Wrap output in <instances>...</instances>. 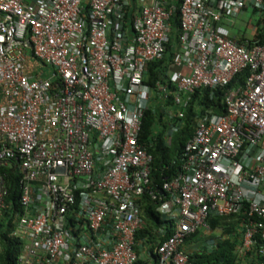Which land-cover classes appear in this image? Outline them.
<instances>
[{
  "label": "built area",
  "instance_id": "1",
  "mask_svg": "<svg viewBox=\"0 0 264 264\" xmlns=\"http://www.w3.org/2000/svg\"><path fill=\"white\" fill-rule=\"evenodd\" d=\"M128 1L0 0V224L21 242L17 264H136L144 196L171 231L157 264H192L186 240L230 216L242 223L238 256L264 264V0H139L126 20ZM247 8L260 17L251 39L218 28ZM176 10L172 131L196 90L246 76L222 114L197 117L178 174L154 191L141 121L167 88L144 76Z\"/></svg>",
  "mask_w": 264,
  "mask_h": 264
},
{
  "label": "trees",
  "instance_id": "2",
  "mask_svg": "<svg viewBox=\"0 0 264 264\" xmlns=\"http://www.w3.org/2000/svg\"><path fill=\"white\" fill-rule=\"evenodd\" d=\"M180 3L181 0H170V5L175 6L176 9ZM129 7L125 11L126 20L129 19L132 13V8L131 6ZM169 22L171 25V33L165 54L161 60L148 63L144 76V83L153 89L157 83L167 88L166 96L161 97L155 94L149 100L148 107L141 121V141L153 159L151 177L154 191L159 190L164 181H169L178 174L182 150L186 141L194 132L197 117L208 110L222 114L224 112L223 98L225 92L230 88L242 85L245 82L246 76L245 72L240 73L224 89L201 88L196 90L191 95L188 104L178 108L179 110L182 108L183 118L173 121V126L177 128V131H172V123L169 116L176 115L177 113L172 102L177 90L169 76L172 72V61L176 45L175 40L179 34L177 10L171 15ZM11 189L12 192L7 202L15 207L17 205V188L15 183L12 184ZM158 205L157 202L151 200L148 196L142 198V219L145 223V228L135 236L137 241L135 251L139 254V249L143 250V253L150 263L145 262L147 259H138L136 264H157L155 248L171 232L169 222L161 220L162 216L156 210ZM226 218H237L238 222L241 223L240 217L237 216L212 217L208 221L211 229L221 226L223 220ZM10 225L11 223L9 221L0 224V264H17V258L21 252V242L11 239L8 236ZM161 228H163L164 234L158 232ZM198 233L191 235L185 244L194 239ZM237 242V236L234 235L233 238L217 241L214 248L208 251L192 252L190 256L192 264H239L238 260L241 261L243 257H239L237 254Z\"/></svg>",
  "mask_w": 264,
  "mask_h": 264
},
{
  "label": "crops",
  "instance_id": "3",
  "mask_svg": "<svg viewBox=\"0 0 264 264\" xmlns=\"http://www.w3.org/2000/svg\"><path fill=\"white\" fill-rule=\"evenodd\" d=\"M146 1L149 2L150 0H146ZM128 2L132 3V4L130 3V6L132 8V12H137V10L139 9L137 7V4H136L137 0H129ZM129 9H130V7H129ZM259 19H260V17H259ZM259 19H258V21H259ZM227 20L228 19L222 20V22L218 25V28H221L222 32H224L225 35L230 37V29H229V27L226 28V25L224 24V22ZM255 27H256V25H254V27H253V35L251 37L248 38L247 36L242 35L241 37H238V38L251 39L254 36V33H255L254 28ZM235 37H237V36H235ZM235 37H233V38H235ZM261 192L264 193L263 188L261 189ZM222 223L223 224L221 226L212 229L214 236L218 237L219 240L233 238L234 235L237 236V241H238L237 246H236V250H237L238 246L240 245V241H241L242 223H239L237 218H226L223 220ZM225 228H227V229H225ZM215 232H216V234H215ZM218 233L220 235H217ZM239 234H240V236H239ZM206 237H208L207 234H204V233L201 234V232H200L199 235L195 236L194 239L188 241L185 244V249L191 253L192 252H203V251H208V250L212 249L213 244L217 243V241L214 239H207ZM215 245L216 244H214V246ZM206 248H208V249L205 250ZM137 255H138V259H142V260L147 259V257L143 253V250L141 252H139V254H137ZM256 259L257 258L255 257V255L253 253H250V254L246 255L245 257H243L241 261L238 260V262H239V264H256ZM145 262L150 263L148 261V259Z\"/></svg>",
  "mask_w": 264,
  "mask_h": 264
},
{
  "label": "rangeland",
  "instance_id": "4",
  "mask_svg": "<svg viewBox=\"0 0 264 264\" xmlns=\"http://www.w3.org/2000/svg\"><path fill=\"white\" fill-rule=\"evenodd\" d=\"M136 4H139V0H137ZM258 19H259V14L252 12L251 8H249V9L247 8L245 11H243L242 14H240L236 18V20H227L224 22V24L226 25V28L229 27V29H230V37L237 36L235 38H238V37H241L242 35H245L249 38L253 35V27H254V25H257ZM39 69L42 71V74H40L39 77H49L52 74V69L49 67L40 66ZM38 72L40 73V71H38ZM171 113H173V112H171ZM161 220L168 221V220H166V217H162ZM164 224H166V222H164ZM199 234L200 233H198V235ZM204 234H207V236H208V237H206L207 239H214L216 241H219V238L214 236L212 229L209 232L204 233ZM215 234H216V232H215ZM217 235H220V234L218 233ZM239 236H240V234H239ZM214 244H216V243H214ZM214 244H213V246H214ZM213 246H212V248H214ZM207 249L208 248H206L205 250H207ZM140 250L141 249H139V252L142 251V250L141 251Z\"/></svg>",
  "mask_w": 264,
  "mask_h": 264
}]
</instances>
